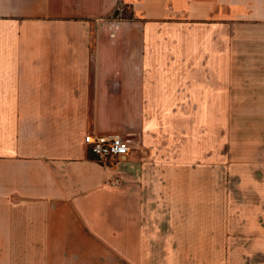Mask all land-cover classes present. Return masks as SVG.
Segmentation results:
<instances>
[{
	"label": "crops",
	"instance_id": "1",
	"mask_svg": "<svg viewBox=\"0 0 264 264\" xmlns=\"http://www.w3.org/2000/svg\"><path fill=\"white\" fill-rule=\"evenodd\" d=\"M227 98H264V0H0V264H264Z\"/></svg>",
	"mask_w": 264,
	"mask_h": 264
},
{
	"label": "rangeland",
	"instance_id": "2",
	"mask_svg": "<svg viewBox=\"0 0 264 264\" xmlns=\"http://www.w3.org/2000/svg\"><path fill=\"white\" fill-rule=\"evenodd\" d=\"M263 111L264 98H227L226 153L221 148V156L225 154L227 159L245 161L252 158V126L261 122ZM262 121L264 122V119ZM220 152H215V157H219Z\"/></svg>",
	"mask_w": 264,
	"mask_h": 264
},
{
	"label": "built area",
	"instance_id": "3",
	"mask_svg": "<svg viewBox=\"0 0 264 264\" xmlns=\"http://www.w3.org/2000/svg\"><path fill=\"white\" fill-rule=\"evenodd\" d=\"M82 140L98 159L123 155L130 149L128 139L115 131L86 132Z\"/></svg>",
	"mask_w": 264,
	"mask_h": 264
}]
</instances>
